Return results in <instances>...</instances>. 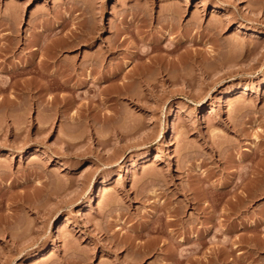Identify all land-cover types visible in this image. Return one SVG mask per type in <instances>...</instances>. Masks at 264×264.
<instances>
[{
    "label": "rangeland",
    "instance_id": "obj_1",
    "mask_svg": "<svg viewBox=\"0 0 264 264\" xmlns=\"http://www.w3.org/2000/svg\"><path fill=\"white\" fill-rule=\"evenodd\" d=\"M251 27L264 0H0V264H264Z\"/></svg>",
    "mask_w": 264,
    "mask_h": 264
},
{
    "label": "bare ground",
    "instance_id": "obj_2",
    "mask_svg": "<svg viewBox=\"0 0 264 264\" xmlns=\"http://www.w3.org/2000/svg\"><path fill=\"white\" fill-rule=\"evenodd\" d=\"M243 10L245 11V12H247V10L243 7ZM247 30H248V32H256V35H257V33L259 34V35H263L264 34V32L263 31H260V30H257L255 27L254 28H247ZM246 87V86H245ZM246 90H250V89H248V87H246L245 88ZM30 154H33L32 152H29ZM248 172V171H247ZM246 172V173H247ZM242 184V183H241ZM241 193V192H240ZM247 194V193H246ZM233 211V210H232ZM237 211V210H236ZM240 211V210H239ZM233 212H235V211H233ZM238 212V211H237ZM222 214V213H221ZM226 214V213H225ZM228 214V213H227ZM232 215L234 214V213H231ZM239 214V213H238ZM226 216H228V215H226ZM229 216H231V215H229ZM43 256H47V254H44ZM48 257V256H47ZM43 258V257H42ZM45 259V258H44Z\"/></svg>",
    "mask_w": 264,
    "mask_h": 264
}]
</instances>
